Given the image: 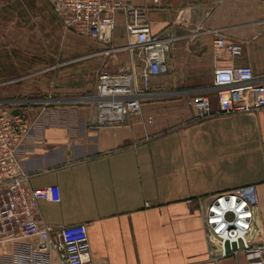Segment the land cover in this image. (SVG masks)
Returning <instances> with one entry per match:
<instances>
[{
    "label": "crops",
    "instance_id": "obj_1",
    "mask_svg": "<svg viewBox=\"0 0 264 264\" xmlns=\"http://www.w3.org/2000/svg\"><path fill=\"white\" fill-rule=\"evenodd\" d=\"M129 1L146 10L155 35L176 39L168 73L151 85L161 82L177 94L144 101L142 118L114 126L90 123L92 102L78 111L41 104L0 115L23 112L36 121L20 161L32 189L58 186L61 194L58 204L39 203V219L85 225L95 264H216L219 247L204 230L201 209L187 201L249 189L259 196L256 223L264 231V110L197 122L183 92L210 90L216 67L248 65L264 76V29L244 10L235 18L232 0L213 12L206 7L218 0ZM216 32L243 43V56L216 54ZM12 249L0 245V264H11ZM221 264H249V257Z\"/></svg>",
    "mask_w": 264,
    "mask_h": 264
},
{
    "label": "built area",
    "instance_id": "obj_2",
    "mask_svg": "<svg viewBox=\"0 0 264 264\" xmlns=\"http://www.w3.org/2000/svg\"><path fill=\"white\" fill-rule=\"evenodd\" d=\"M67 29L81 36L110 42L118 27V16L125 17L126 33L133 40L131 48L139 52L144 70L99 75L95 105L90 123L95 126L123 124L128 117H143V103L156 97L151 93L153 78L168 73V54L176 39L155 35L145 22V9L123 0H49ZM155 3L158 0H153ZM213 47L218 55L232 59L243 56L244 44L229 42L216 32ZM190 94L189 106L195 121L237 114L256 115L264 110V76L248 65L216 67L210 90ZM212 96L216 104L213 105ZM152 125L153 118L146 119ZM37 123L25 113L0 115V245H11V264H95L85 225H45L39 219V203L58 204V186L34 190L20 161V153ZM202 211L204 230L219 247L216 264L239 255L249 257V264H264V231L257 226L259 196L249 189H237L196 199ZM34 239V243L25 240Z\"/></svg>",
    "mask_w": 264,
    "mask_h": 264
},
{
    "label": "rangeland",
    "instance_id": "obj_3",
    "mask_svg": "<svg viewBox=\"0 0 264 264\" xmlns=\"http://www.w3.org/2000/svg\"><path fill=\"white\" fill-rule=\"evenodd\" d=\"M225 1L212 2L206 8L213 12ZM232 3L238 7L235 18L244 10L245 17L260 22L264 29V0ZM145 22L150 24L146 16ZM125 25L120 14L111 41L102 43L67 29L49 0H0V109L19 111L48 104L49 109L78 111L92 102L101 73L119 75L135 69L141 74L145 66L139 52L131 48L133 40ZM150 92L178 93L161 82L153 83Z\"/></svg>",
    "mask_w": 264,
    "mask_h": 264
}]
</instances>
